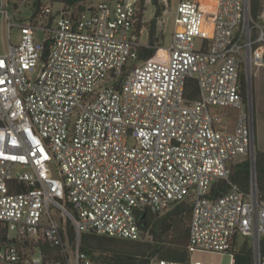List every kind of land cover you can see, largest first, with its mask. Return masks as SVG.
<instances>
[{
    "label": "built area",
    "instance_id": "1",
    "mask_svg": "<svg viewBox=\"0 0 264 264\" xmlns=\"http://www.w3.org/2000/svg\"><path fill=\"white\" fill-rule=\"evenodd\" d=\"M149 5L48 3L13 24L0 0V264H97L81 251L82 234L140 241L144 214L187 201L191 254L228 253L234 264L235 240L248 238L254 264H264L251 95L264 67V0H179L170 48L131 66L148 44ZM247 159L244 191L231 166ZM221 180L228 191L214 197Z\"/></svg>",
    "mask_w": 264,
    "mask_h": 264
},
{
    "label": "trees",
    "instance_id": "2",
    "mask_svg": "<svg viewBox=\"0 0 264 264\" xmlns=\"http://www.w3.org/2000/svg\"><path fill=\"white\" fill-rule=\"evenodd\" d=\"M32 17H35L43 0H33ZM53 3L66 1L68 7L73 8L80 0H51ZM254 7L257 0H253ZM156 6L155 18L149 27V39L146 47L139 50L138 59L130 63L136 66L139 62L152 59L162 45L157 36V19L161 16L164 7L158 0H153ZM15 6V5H14ZM85 11V9H80ZM25 20V19H21ZM46 46V51L48 50ZM189 95L188 102L197 98L196 81L189 80L187 84ZM255 168L257 173V186L259 192L264 196V152L256 149ZM250 161L244 160L231 166V182L248 191L250 185ZM229 185L226 181H218L212 188L214 197L224 195L228 191ZM192 216V205L190 202L174 206L170 211L163 215L146 214L144 221H141L143 235L140 241H130L124 239L111 238L108 236L97 235L94 232L82 234L80 248L92 261L97 264H151L157 260H172L188 262L191 253L188 250L189 227ZM71 239L74 233L71 230ZM240 239V238H239ZM236 239L231 254L234 256V264H254V250L251 241L244 238L240 243ZM264 245V239H263ZM44 250L56 253L54 248L44 245Z\"/></svg>",
    "mask_w": 264,
    "mask_h": 264
},
{
    "label": "rangeland",
    "instance_id": "3",
    "mask_svg": "<svg viewBox=\"0 0 264 264\" xmlns=\"http://www.w3.org/2000/svg\"><path fill=\"white\" fill-rule=\"evenodd\" d=\"M107 0H80L73 8L88 9L91 6H96ZM160 5L164 7L165 10L169 12L162 17L157 19V36L160 38L159 43L162 45V50L167 51L171 45V37L174 31V17L175 10L179 0H158ZM8 3L7 11L13 16V24H17L21 19H28L32 16L33 0H5ZM52 3L55 10H59L63 7H68L66 1L53 3L51 0H43L42 5ZM15 5V6H14ZM156 6L149 5L146 7L145 13V28L143 42L147 43L149 27L151 21L155 18ZM159 21H162L159 24ZM7 33V25L4 20V16L0 15V48L5 42V37ZM45 35L42 33H36V39L38 41H43ZM11 39L14 44H17L20 40V31L17 27H13L11 31ZM196 48H199V41L196 42ZM251 95L252 101L256 106L255 111V126H256V149L264 152V67H255L253 71V78L251 81ZM233 123H231L230 128L232 129ZM132 143V141H130ZM186 227H189L187 224ZM240 243L244 241V238L239 239ZM191 260L193 262L200 261L204 264H233V258L228 253H214V252H204V251H194L191 254Z\"/></svg>",
    "mask_w": 264,
    "mask_h": 264
},
{
    "label": "water",
    "instance_id": "4",
    "mask_svg": "<svg viewBox=\"0 0 264 264\" xmlns=\"http://www.w3.org/2000/svg\"><path fill=\"white\" fill-rule=\"evenodd\" d=\"M145 218H146V214H144V215L141 217V221H144Z\"/></svg>",
    "mask_w": 264,
    "mask_h": 264
},
{
    "label": "flooded vegetation",
    "instance_id": "5",
    "mask_svg": "<svg viewBox=\"0 0 264 264\" xmlns=\"http://www.w3.org/2000/svg\"><path fill=\"white\" fill-rule=\"evenodd\" d=\"M254 111H256V106H255V104H254Z\"/></svg>",
    "mask_w": 264,
    "mask_h": 264
}]
</instances>
